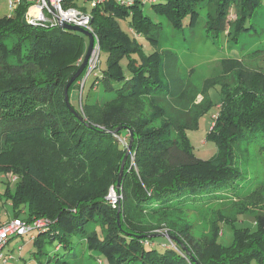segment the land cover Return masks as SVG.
<instances>
[{
  "label": "trees",
  "instance_id": "obj_1",
  "mask_svg": "<svg viewBox=\"0 0 264 264\" xmlns=\"http://www.w3.org/2000/svg\"><path fill=\"white\" fill-rule=\"evenodd\" d=\"M128 1L129 6L104 0L91 9L90 26L103 63L97 73L101 94L73 104L78 77L68 89L76 115L63 91L85 54L86 37L30 25L23 6L11 18H0V175L18 179L2 193L11 203L12 218L51 222L47 232L35 234L33 245L36 253L46 243L62 246L63 255L47 261L52 264H80V252L93 264L97 258L100 264H264V217H254L251 229L236 228V216L223 219L233 229L232 243L223 246L221 231L209 241L193 240L189 226L175 216L214 200L238 199L243 173L235 164L234 144L264 151V103L254 106L234 87V71L241 65L222 61L224 72L197 87L183 81L174 53L146 56L120 27L127 21L129 30L153 47L160 22L146 15L143 5L151 4L155 14L182 31L191 30L195 8L204 4L209 34L224 33L235 9L228 33L235 39L255 30L247 23L262 0ZM216 86L221 103L207 136L216 152L203 161L193 154L186 131L197 129L199 117L212 106L207 92ZM199 94L207 101L196 104ZM129 132L133 142L116 189ZM110 188L122 197L115 207L106 200ZM146 217L156 218L158 225ZM161 225L166 232L155 233Z\"/></svg>",
  "mask_w": 264,
  "mask_h": 264
},
{
  "label": "rangeland",
  "instance_id": "obj_2",
  "mask_svg": "<svg viewBox=\"0 0 264 264\" xmlns=\"http://www.w3.org/2000/svg\"><path fill=\"white\" fill-rule=\"evenodd\" d=\"M92 1L98 2L100 0H73V4L80 11L90 15ZM126 1L122 4L127 3ZM125 5L129 6L128 4ZM150 5L147 3L142 6L144 12L153 21L160 22L159 38L156 43L151 44L153 47L140 35L136 33L134 35L129 30L127 21L120 22L121 29L131 40L136 41L141 46L146 56L155 51L157 53L164 51L174 53L177 56L179 63L178 71L183 81L197 87L203 85L205 87L206 84L204 83L206 80H210L213 75L219 76L220 72H224L221 65L222 61L234 60L241 65L240 69L236 68L234 71V75H236L234 87H239L242 98L245 97L248 99L247 101H252L254 106L264 103V0H262L261 6L257 9L254 17L247 23V26L253 25L255 30L249 31L250 33L248 32V34L242 32L235 39H233V35H228L231 29V27L229 28V23L236 19L235 9L230 10L227 17L229 23L227 22V29L224 33L209 34L210 32L206 31L205 27L206 11L203 7L204 4H198L195 8L198 15L196 18L194 17L195 22L192 28H190L191 30L188 28L182 31H175L165 17L159 16L151 10ZM13 14L10 13L8 8V0H0V18L4 16L11 18ZM187 22V20H184V26ZM87 44L88 41L86 39ZM95 47L96 44H94ZM94 51L89 68L86 67L83 70L80 74L81 79L76 82L79 85V90L71 92L70 99L73 104L77 105L80 97L84 101L87 95L89 99H93L101 94V89L97 85L99 82L97 73L103 67L102 59L98 52L99 46L98 51L97 49H94ZM132 58H135V56H132ZM125 62L123 60L122 65H125ZM240 70L242 71V75L240 74ZM243 71L246 73L243 74ZM94 78L96 80L94 82L95 85L89 91L90 84ZM207 93L212 103L211 108L206 114L199 117L196 130L186 131V137L193 154L203 161L213 158L216 152L215 145L207 140V136L213 125V117L217 115L221 103V94L218 86L211 88ZM207 99V96L199 94L196 97L195 103L199 104L207 101ZM123 141L124 139H120V143ZM233 149L237 169L243 173V180L238 182L242 186L243 192L238 199L214 200L201 207L181 210V212L175 214L179 224L189 226V235L193 240L209 241L214 236L219 235L221 231L219 242L223 246H230L233 240V229L229 225H224L222 223L223 219L232 220V217L236 216L238 219L237 223H235L236 228L242 226L251 229L254 227V217H264V151L255 146L246 145V143L234 144ZM16 181H18L17 177L11 175V173L0 175V220L2 221L9 220L13 212L10 201L2 193L6 187L12 189ZM111 190L113 189H109L106 200L113 207L112 204L114 203L111 198L109 200V197H113V193L116 194L115 206L121 202L122 197L118 196L114 190L113 192ZM240 212H245L248 216L240 217L238 216ZM42 219L46 218L33 220ZM146 219H148L149 223L154 224V226L155 224L158 225L159 221L157 222L156 218L150 219L146 217ZM215 224L219 227L218 231L215 229ZM262 224L264 226V218L262 219ZM49 228L50 224L45 228L44 232H39V234L47 232ZM155 231V233L164 234L166 228L161 225ZM84 246V242H82L81 250L84 249ZM61 247L54 241L44 244L40 253H36L33 239H30L29 236H15L5 246L3 253L11 255L6 264H52L47 261L54 257V255L62 256L63 251ZM80 254V264H93L87 258L86 253L80 252ZM96 263H102L101 259L97 258Z\"/></svg>",
  "mask_w": 264,
  "mask_h": 264
},
{
  "label": "built area",
  "instance_id": "obj_3",
  "mask_svg": "<svg viewBox=\"0 0 264 264\" xmlns=\"http://www.w3.org/2000/svg\"><path fill=\"white\" fill-rule=\"evenodd\" d=\"M103 1L104 0L98 2L92 1L91 7H95ZM118 1L121 4L125 2V0ZM147 1L152 2L154 0H144V2ZM64 2V0H8V8L10 13H14L19 7H25L26 22L33 26L61 27L63 24H66L69 26H77L86 31L92 32L90 26L91 15H87L74 7L65 6ZM126 2V4L130 3L128 0ZM94 44H96L94 49H97L98 51L97 39H95ZM94 49L87 64L88 68L89 64L92 62V56L95 52ZM111 191L113 192V190ZM116 197V194L113 193V197L110 196L109 200L111 198L115 204ZM114 204H112L113 207L115 206ZM49 224H51V222L48 219L26 221L21 218H10L4 224H1L0 264H6L7 260L11 257L9 253H3V250L13 237L29 236L30 239H34L35 234L44 232Z\"/></svg>",
  "mask_w": 264,
  "mask_h": 264
},
{
  "label": "water",
  "instance_id": "obj_4",
  "mask_svg": "<svg viewBox=\"0 0 264 264\" xmlns=\"http://www.w3.org/2000/svg\"><path fill=\"white\" fill-rule=\"evenodd\" d=\"M61 29L62 30H65V31H71V32H76L84 37H86L87 41H88V44H87V49H86V52L83 56V59L77 69V71L74 73V75L70 78V80L68 81V83L66 84L65 88H64V91H63V97H64V102L66 104V106L68 107V109L76 115L75 111L70 107L69 105V99H68V89L70 87V85L80 76V74L83 72V70L86 68L87 64H88V61H89V58H90V55L93 51V48H94V35L89 32V31H86L80 27H77V26H69V25H66V24H63L61 26ZM132 142H133V135L131 132H129V144L127 145V150H126V153L123 157V160H122V163H121V166H120V170H119V174H118V177H117V182H116V189H119L120 187V183H121V179H122V174H123V169H124V164H125V161L130 153V150H131V145H132ZM119 213V210L117 212V214ZM159 235H151L150 237H157Z\"/></svg>",
  "mask_w": 264,
  "mask_h": 264
},
{
  "label": "crops",
  "instance_id": "obj_5",
  "mask_svg": "<svg viewBox=\"0 0 264 264\" xmlns=\"http://www.w3.org/2000/svg\"><path fill=\"white\" fill-rule=\"evenodd\" d=\"M74 8H76V9H78L76 6L74 7ZM79 10V9H78ZM8 218V217H7ZM10 218H12V215L10 216ZM7 221V220H6ZM6 221H2V220H0V225L1 224H4Z\"/></svg>",
  "mask_w": 264,
  "mask_h": 264
},
{
  "label": "clouds",
  "instance_id": "obj_6",
  "mask_svg": "<svg viewBox=\"0 0 264 264\" xmlns=\"http://www.w3.org/2000/svg\"><path fill=\"white\" fill-rule=\"evenodd\" d=\"M92 34H93V32H91ZM94 35V34H93ZM94 38L96 39V37L94 36ZM95 41V40H94ZM83 59V58H82ZM82 61V60H81ZM86 67H88V65L86 66ZM86 69V68H85Z\"/></svg>",
  "mask_w": 264,
  "mask_h": 264
}]
</instances>
